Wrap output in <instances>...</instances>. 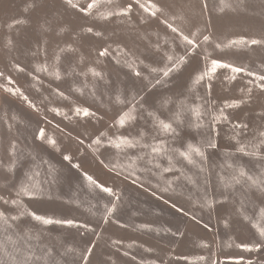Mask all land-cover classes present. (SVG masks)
I'll list each match as a JSON object with an SVG mask.
<instances>
[{
    "label": "rangeland",
    "instance_id": "rangeland-1",
    "mask_svg": "<svg viewBox=\"0 0 264 264\" xmlns=\"http://www.w3.org/2000/svg\"><path fill=\"white\" fill-rule=\"evenodd\" d=\"M73 2L85 7L90 0ZM129 2L114 0L102 9ZM152 2L164 8L165 16L151 17L134 6L130 18L103 20L96 10L86 16L64 0H0V72L4 74L0 77V196L17 199V191L29 183L43 189L39 198L21 195L18 197L21 203L16 207L0 201V209L9 215L24 213L17 223L40 237V249L50 250L45 257L48 264H83L81 254L91 245L95 247L87 264H248L249 260L264 264V248L248 252L240 246L260 239L252 224L264 227L259 218L264 193L241 184L225 192L226 203H218L215 209L201 207L205 182L210 180L208 191L219 196L221 177L226 179L232 173L228 164L243 166L252 175H259L264 170V148L262 158L243 155L233 139L232 124L222 122L213 125L218 132V147L208 150L206 162L188 164L176 151L183 150L189 142L198 145L208 134V125L213 123L209 113L215 114L225 102L241 99L244 95L241 90L249 87L253 89L250 103L225 111L230 121L248 125L246 134L239 137L242 143L259 142V132L264 130L261 115L264 92L256 86L258 82L249 84L254 78L239 74L233 81L227 70L220 69L212 81L210 96L203 84L195 85L193 80L206 62L210 67L211 58L264 73V43L227 47L229 41L240 38L264 42V0H245L234 8L225 7L232 0H224V4L221 0H206V9L202 7L205 0ZM165 18L174 21V26L185 35L199 33L197 42L205 34L212 38L207 45L201 43L194 55L188 54L187 63L168 77L151 69L165 66V52L179 58L186 55L188 46L162 23ZM88 27L102 35L88 33ZM9 40L14 47L8 45ZM217 43L223 51L215 47ZM68 47L76 51H68ZM105 48L109 54L100 56ZM45 49L49 72L59 53L61 79L35 70L45 61ZM129 59L137 61L140 77L129 67ZM16 65L23 71H17ZM92 68L103 79L94 77L89 71ZM6 77H11L14 83L8 85ZM158 78L159 84L155 83ZM6 87L18 88L36 108L19 95L6 92ZM57 91L63 92L67 99L58 96ZM181 101L192 107L211 105L203 117V126L200 129L192 126L194 117L185 109L181 117L184 123L174 124V135L160 132L156 136L153 115L149 113L172 120ZM132 105L136 106L135 112L130 111ZM76 106L88 108L96 116L76 117ZM53 107L70 118L57 116L51 111ZM124 112L134 115L135 120L120 128L117 121ZM41 129L44 140L39 138ZM101 133L107 137H137L139 133H145L148 140L155 137L168 147L174 170L164 172L168 161L166 157H158L159 169L141 161L134 175L131 174L132 170L125 168L127 158L135 160L141 150L118 154L105 144L93 151L96 146L92 141ZM51 139L56 141L55 147L48 142ZM11 143L17 145L16 158H10ZM65 155L72 157L71 162L64 159ZM13 163L14 172L8 170ZM76 164L80 167H74ZM113 164L119 167L109 171ZM201 167L205 171H200ZM37 172L39 175H35ZM85 173L112 188L119 200L91 185ZM113 203L117 211L105 223L106 208ZM173 203L184 212L173 208ZM240 207L251 221L237 212ZM29 212L55 220H73L94 231L64 224L42 225Z\"/></svg>",
    "mask_w": 264,
    "mask_h": 264
},
{
    "label": "snow or ice",
    "instance_id": "snow-or-ice-1",
    "mask_svg": "<svg viewBox=\"0 0 264 264\" xmlns=\"http://www.w3.org/2000/svg\"><path fill=\"white\" fill-rule=\"evenodd\" d=\"M245 0H232V3L226 4L225 7L234 8L243 5ZM64 3L71 6L73 9H77L79 12L83 13L86 16L92 15L93 11H97V15L100 19L103 20H111L113 17H127L130 18L131 14L133 13L134 6H138L144 12L148 13L151 17H156L157 14L161 16H165V10L163 7L158 6L156 3H153L152 0H148L147 3H142L141 0H130L125 6H116L110 7L107 10H103V5H112L114 0H90V2L85 7H80L79 4L74 3L73 0H64ZM221 3L224 4V0H221ZM34 6V5H33ZM203 8H207L208 4L205 2L202 5ZM221 11L224 9L221 8ZM162 23H164L168 29L171 30L172 33L178 34L179 38L188 46L186 55L181 56L179 58H175L173 55L165 52L164 55L166 57L167 63L163 68L157 69L152 68V72H161L163 77H168L171 73L178 71L180 67L187 63V55L188 54H195L196 49L200 48L201 43L207 45L211 43V36L210 35H203L201 37V41L197 42L196 37L199 33H193L190 35H185L178 27L174 26V21L169 22L167 18L163 19ZM88 33H92L94 35H102L100 32L93 33L92 27L87 28ZM166 43V42H165ZM262 42L259 39H251L247 40L244 38L234 39L229 41L227 47L231 48L236 45H260ZM8 45L10 47H14V42L9 40ZM217 49L223 51V47L221 44H215ZM68 51H76L75 48L68 47ZM160 48L157 46V51ZM65 51V49H60V52ZM109 54L107 48L99 53L100 56H106ZM43 55L45 57V61L42 64H38L36 66L37 72H49V65L47 63V52L46 49L43 51ZM210 55V54H209ZM208 57H206L207 61ZM129 67L133 69L135 75L137 77L141 76V72L137 70L138 64L135 59H129L128 61ZM60 63V55L59 53L54 57V62L52 64V71L49 72V75L55 76L56 79H61V73L59 69ZM17 71H23V68H20L19 65H16ZM225 69L230 73L228 77L231 80H235L239 74H243L247 77L254 78V80H249V84L254 82H258L256 86L264 92V73H257L251 71L249 68L243 65H235L223 59L218 58H211L210 59V67L208 63H205V66L202 71L197 73L194 77L193 83L195 85L203 84L206 94L210 96L211 88H212V81L215 79V74L218 70ZM91 74L94 77H98L103 79V76L100 72L96 71L94 68L89 69ZM3 73L0 72V77H3ZM8 85H12L14 81L11 77L5 78ZM34 80H38L37 77H33ZM161 80L158 78L155 83L159 84ZM6 92L11 93L12 95H19L23 100H25L28 105L32 108H36V105L33 104L29 98L24 95L18 88L6 87L4 89ZM244 95L241 99H234L231 102H225L224 105L218 109H216L215 114L209 113L212 115V124L208 125V134L204 136V139L198 144L187 143L183 150H176L178 152L179 157H182L184 161L191 165H197V161L199 160L200 163H204L207 161V152L210 149H216L218 144L216 142V136L218 132L216 131L214 124H219L222 122H228L232 124L234 129L233 139L236 141V144L239 145L238 151L245 156H256L258 159L261 157V149L264 148V130L259 132V142L254 145H249L242 143L239 139L242 135L246 134V130L248 125L244 122H232L229 120V115L226 113V109H238L243 104L250 103V99L252 96L253 89L251 87L247 88L246 90H241ZM56 94L58 96L67 99L64 96L63 92L57 91ZM141 99H143L141 97ZM123 103V101H120ZM181 107L175 113V117L172 120H164L158 116H155L153 113H149V115H153L154 119V128L156 129V136L159 135L160 132L165 134H175L176 128L174 124L179 125L183 124L184 120L181 117L184 115L185 109L191 112L192 116L194 117L193 125L195 128L200 129L203 124L202 120L205 115V112L208 110L211 105H196L195 107L186 106L183 101L180 102ZM136 106L132 105L130 109L131 112H135ZM57 116H63L65 119H69L67 113H62L59 108L53 107L51 109ZM74 115L76 117H91L96 116L95 112L90 111L88 108L76 106L74 108ZM264 115V113H261ZM135 120L134 115H129L128 112H124L121 114L119 120L117 121L120 128H124L127 123L130 121ZM9 130L11 129V125L8 126ZM105 137V139H102ZM39 138L44 140V131L43 129L39 132ZM52 146L55 147L56 141L51 139L48 141ZM92 144L96 146L93 151H97L100 146L107 145L108 147L114 148L117 150V153H127L129 150H134L139 148L141 150L135 157V160L128 157V163L125 165V168L131 169V174L134 175L135 169L139 166V162L143 161L146 164H152L157 169L160 168V165L156 163L158 157H166L168 161V167L163 169L164 172H172L174 170L173 166V157L169 154L168 147L162 142H157L155 137L152 140H148L145 133H139L137 137L131 136H123L117 135L115 137H107L105 133H101L97 136L93 141ZM91 146V145H90ZM249 148L252 150L249 151ZM18 154V148L15 143L10 144V158H16ZM64 159L66 161L71 162L72 157L65 155ZM104 163V161H101ZM108 167V165H105ZM74 167L79 168L80 165L76 164ZM119 167V164H113L112 167H109V171H113L115 168ZM228 168L232 169V173L225 179L221 177L220 179V195L215 196L211 192L208 191V187L211 186V182L206 181V187L204 190V195L202 196L201 207H206L209 209H215L218 203H226L227 196L225 192L234 189L237 185L241 184H248L250 187L259 190L260 192L264 193V170L257 176L252 175L249 171H247L243 166L233 164H228ZM9 171L14 172L15 166L14 163L8 169ZM176 172H180L179 168H175ZM200 171H205L203 167L200 168ZM35 175H39V173H35ZM85 178L89 181L91 185L96 186L104 193H107L109 196H114L116 200H119V197L116 193L113 192L112 188L105 187L99 184L92 176L85 173ZM32 176H29V181H31ZM178 180L179 177H176ZM135 183V180L133 181ZM171 186L170 181H165ZM193 183H195L193 181ZM167 190V189H165ZM43 189L41 187L33 186L30 183L24 184L20 187L19 191H17L16 196L17 199L8 200L4 196H0V201H2L5 205H11L12 207H16L20 205V200L18 197L21 195L28 197L29 199L39 198ZM172 207L175 208L178 212H184L182 207H177L175 203L172 204ZM117 211L116 203H113L110 208H106V214L104 218V222H108V218L111 217ZM237 212L242 216L244 220L251 221V217L244 214V210L242 207L237 209ZM28 215L35 221L41 223L42 225H52V224H64L69 227H77V228H85L88 231H94V229L88 228V225H81L76 224L73 220H55L49 217L37 215L35 212H29ZM187 215V212H185ZM24 216L23 212H20L15 215H9L3 209H0V264H48V261L45 259L46 256L50 255V250L48 249H40L38 247V242L40 237L38 235H33L30 229H27V226H24L22 229L20 225L17 223L20 219ZM194 218V217H193ZM260 220L264 221V208L260 209L259 212ZM225 227L229 226L228 220H224ZM252 226L257 229L259 233V241L252 244H242L240 245L245 251L248 252H259L261 248H264V227H260L258 223H253ZM35 242V243H34ZM116 243H120L117 241ZM205 247L208 245L205 244ZM95 245H91L86 248L85 252L82 253V261L83 264H87L88 257L91 256L92 250ZM71 251V249H70ZM203 259V258H202ZM248 264H253V261L249 260Z\"/></svg>",
    "mask_w": 264,
    "mask_h": 264
}]
</instances>
